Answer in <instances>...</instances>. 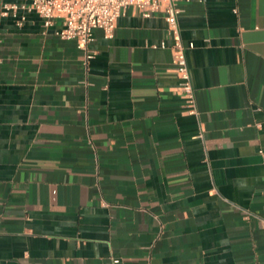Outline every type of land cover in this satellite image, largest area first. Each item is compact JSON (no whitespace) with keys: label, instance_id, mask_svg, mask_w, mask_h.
<instances>
[{"label":"crops","instance_id":"obj_1","mask_svg":"<svg viewBox=\"0 0 264 264\" xmlns=\"http://www.w3.org/2000/svg\"><path fill=\"white\" fill-rule=\"evenodd\" d=\"M29 2L0 0V264H264V0L178 2L198 118L163 13L86 69L61 22L2 15Z\"/></svg>","mask_w":264,"mask_h":264},{"label":"built area","instance_id":"obj_2","mask_svg":"<svg viewBox=\"0 0 264 264\" xmlns=\"http://www.w3.org/2000/svg\"><path fill=\"white\" fill-rule=\"evenodd\" d=\"M181 0H30L28 4H4L3 16L8 17L22 10L25 14H37L50 29L61 22V28L55 35L62 41H74L79 50L85 53V68L95 58L90 45L95 40L97 31H101L106 39H113L118 21L129 8L137 10L144 18L163 13L168 25V35L173 42L171 46L172 65L179 81L178 93L185 103L190 116L199 117L200 111L196 92L192 82L191 71L187 59V50L195 48L194 43L186 46L179 27L181 11L177 4ZM167 48L165 42L160 46ZM203 132L198 139H203ZM264 159V150H260ZM150 264V263H149Z\"/></svg>","mask_w":264,"mask_h":264}]
</instances>
